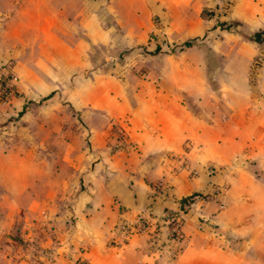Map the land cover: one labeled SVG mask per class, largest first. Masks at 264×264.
<instances>
[{"label": "crops", "instance_id": "obj_1", "mask_svg": "<svg viewBox=\"0 0 264 264\" xmlns=\"http://www.w3.org/2000/svg\"><path fill=\"white\" fill-rule=\"evenodd\" d=\"M93 3L0 0V64L13 58L42 88H70L68 100L86 123L80 137L88 146L75 167L80 175L75 231L82 259L264 264V195L233 168L240 149L255 152L254 144L264 146V67L251 69L256 56L264 57V0ZM206 33L209 48L184 43L178 54L166 56L154 78L120 81L94 70L92 53L102 45L119 41L164 59L159 54L164 44L201 42ZM157 40L161 47L155 52ZM206 57L222 64L209 65ZM206 72L223 74L219 90L203 80ZM25 95L34 92L12 98L11 112L22 109ZM1 108L0 122L9 115ZM111 123L124 131L118 151L111 147ZM6 127L0 124V169L24 170L28 162L19 141H11L15 131ZM210 165L222 169L215 172ZM3 179L0 185L9 191L12 185ZM234 184L250 187L241 195L233 192ZM192 195L189 204H181ZM244 195L247 204L240 203ZM172 212L182 216L176 240L169 236ZM140 216L148 220L147 229L128 236L118 231L120 220L135 225Z\"/></svg>", "mask_w": 264, "mask_h": 264}, {"label": "rangeland", "instance_id": "obj_2", "mask_svg": "<svg viewBox=\"0 0 264 264\" xmlns=\"http://www.w3.org/2000/svg\"><path fill=\"white\" fill-rule=\"evenodd\" d=\"M65 1L67 4L80 3V0ZM94 1L97 0H88L89 4H94ZM209 13L205 10L204 16L207 17ZM199 39L201 42L190 39L164 44L159 51L164 59L163 56H154L153 50H145L144 47L126 48L119 41L112 42L92 53L94 70L98 69L103 75L120 81L149 79V75L154 78L160 65L166 66V56L178 54L184 43L202 44L209 48L207 33ZM257 58L252 61V70L258 65L255 62ZM205 59L209 65L222 64L218 58ZM6 66L13 68L17 81L14 92L3 93L0 86V106L4 108L1 110L9 112L0 124L7 125L5 129L10 132L15 131V137L11 138V135L9 138L19 141L21 154L28 164L24 170L0 169V178L4 177V183L12 185H7L9 191L0 185V264H88L82 259L83 249L76 241L78 234L75 231L76 193L80 179L79 170L75 167L81 160L80 150L88 146L87 141H82L80 137L86 128L82 111L68 100L70 88H42L32 82L33 74L21 73L13 58L1 61L0 72H4ZM4 75L5 80L9 78L7 74ZM202 76L203 80L215 84L219 90L218 82L224 77L223 74L206 72ZM251 76L252 73L250 82L253 83ZM24 84L32 88L26 89ZM29 91L34 92V96L29 98L25 95L22 109L11 112L8 102ZM50 92L54 95L51 93L50 96ZM111 125V147L113 151H118L124 146V131L118 123ZM254 147H258V151L248 152L246 147L236 153L233 159L234 174L243 172L249 176L257 187L256 192L263 196L264 146L254 144ZM34 161L38 164L33 166ZM209 169L216 172L222 168L210 165ZM22 172L24 175L18 176ZM249 187L234 184L233 192L242 195ZM241 197L240 203H249L248 196ZM225 205L219 201L220 208ZM261 208H264V201H260Z\"/></svg>", "mask_w": 264, "mask_h": 264}, {"label": "built area", "instance_id": "obj_3", "mask_svg": "<svg viewBox=\"0 0 264 264\" xmlns=\"http://www.w3.org/2000/svg\"><path fill=\"white\" fill-rule=\"evenodd\" d=\"M258 65L264 67V57H258L255 61ZM3 71L7 76L2 86L3 93H10L14 92V87L17 81V76L13 72V68L10 66H6L3 68ZM167 219L169 220L170 227H169V236L171 240H176L181 236V227H182V216L178 212H172L167 215ZM149 226V222L144 216H140L139 220L136 222L135 225H132L126 220H120L116 227L118 231L123 233L125 236L130 235L132 232L137 230H145Z\"/></svg>", "mask_w": 264, "mask_h": 264}, {"label": "trees", "instance_id": "obj_4", "mask_svg": "<svg viewBox=\"0 0 264 264\" xmlns=\"http://www.w3.org/2000/svg\"><path fill=\"white\" fill-rule=\"evenodd\" d=\"M185 45H189V42H186L185 43ZM160 42H159V40H157V42H156V47H155V50L157 51V50H159L160 49ZM262 58V57H261ZM5 75H4V72H0V86L3 84V82L5 81ZM194 195V194H193ZM193 195L192 196H190V197H186V198H183V199H181V204L182 205H184V204H189V202H190V199L193 197Z\"/></svg>", "mask_w": 264, "mask_h": 264}]
</instances>
